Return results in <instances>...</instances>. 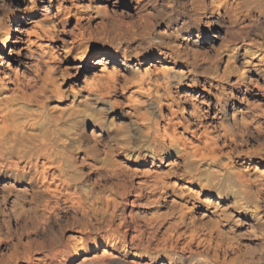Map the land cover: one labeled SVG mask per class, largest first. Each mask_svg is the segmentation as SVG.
Instances as JSON below:
<instances>
[{"label":"clouds","instance_id":"1","mask_svg":"<svg viewBox=\"0 0 264 264\" xmlns=\"http://www.w3.org/2000/svg\"><path fill=\"white\" fill-rule=\"evenodd\" d=\"M0 264H264V0H0Z\"/></svg>","mask_w":264,"mask_h":264},{"label":"bare ground","instance_id":"2","mask_svg":"<svg viewBox=\"0 0 264 264\" xmlns=\"http://www.w3.org/2000/svg\"><path fill=\"white\" fill-rule=\"evenodd\" d=\"M53 191H55V189H53Z\"/></svg>","mask_w":264,"mask_h":264}]
</instances>
